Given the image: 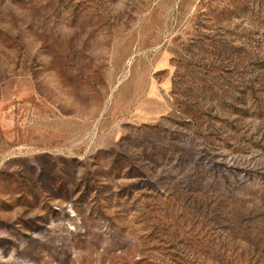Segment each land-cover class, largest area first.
Returning a JSON list of instances; mask_svg holds the SVG:
<instances>
[{
    "label": "rangeland",
    "instance_id": "rangeland-1",
    "mask_svg": "<svg viewBox=\"0 0 264 264\" xmlns=\"http://www.w3.org/2000/svg\"><path fill=\"white\" fill-rule=\"evenodd\" d=\"M0 264H264V0H0Z\"/></svg>",
    "mask_w": 264,
    "mask_h": 264
}]
</instances>
